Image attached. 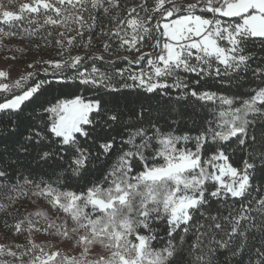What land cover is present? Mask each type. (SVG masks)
<instances>
[{"label":"snow or ice","instance_id":"obj_1","mask_svg":"<svg viewBox=\"0 0 264 264\" xmlns=\"http://www.w3.org/2000/svg\"><path fill=\"white\" fill-rule=\"evenodd\" d=\"M7 4L15 7H6L5 0H0L2 25L20 27L25 21L37 25L22 29L28 35L44 26L65 29L57 34L64 39L56 41L61 58L43 61L48 65L43 71H51L52 79L37 82L36 73L29 72L6 82L9 73L0 70V113L18 116L46 86L76 83L75 92L39 105L40 123L28 126L20 145L24 152L34 148L43 163L59 164L68 179H83L96 168L93 160L116 151L117 139L112 133L123 121L117 105L109 106L96 96L89 98L81 87L109 94L131 88L167 94L176 88L184 90L178 99L190 96L218 102L220 110L215 127L196 136L163 133L151 121L148 127L126 126L127 140L121 136V144L128 148L121 147L114 161L96 169L102 179H89L76 189L62 179L4 183L10 165L0 156V188L14 193L0 202V214L12 217L3 226L12 229L13 235L25 237L23 243H0V264H215L221 250L232 257L248 251L257 230L260 246L252 245L255 257L247 264H264V195L252 196L257 187L264 190V60L251 68L260 84L239 107L234 106L237 97L199 91L178 75L183 70L197 77L222 78L249 71L255 56L247 45L259 41L264 51V0H140L123 7L121 0H7ZM96 13L109 18L111 26L102 25ZM97 29L108 38L101 41L104 53L124 50L135 52V58L107 60L111 74L95 67V61H105V55L88 51L94 47L93 37L85 40L84 33ZM67 32L75 35L67 36ZM0 33L16 35L5 33L3 27ZM78 38L84 54L63 59L68 51L65 43L72 45ZM146 42H150L149 51L142 50ZM86 60L93 61L91 70L80 71ZM120 60L128 66L116 67ZM69 69L76 71L67 76ZM29 79L33 83L25 87ZM193 83L200 85V79ZM144 115L143 106L134 114L141 122ZM7 131L15 133L16 126ZM233 140L236 148L231 149L232 154L237 149L245 154L241 167L233 165L226 151ZM189 142H194L191 148ZM89 143L94 147L85 146ZM21 196L42 198L63 216L37 207L17 217L10 209ZM231 198L239 205L226 206V215L211 207L212 200ZM196 212L205 222H197L196 240L187 249L194 259L186 260L183 237L178 244L174 234L178 230L189 233ZM158 223L165 225L168 239L163 247L154 248ZM38 233L79 252L69 255L51 241L37 243L34 235ZM224 264H228L227 255Z\"/></svg>","mask_w":264,"mask_h":264},{"label":"trees","instance_id":"obj_2","mask_svg":"<svg viewBox=\"0 0 264 264\" xmlns=\"http://www.w3.org/2000/svg\"><path fill=\"white\" fill-rule=\"evenodd\" d=\"M27 2V0H17V3ZM140 0H121V5L127 6L131 4H137ZM6 7H15V5L9 6L7 0H5ZM151 6V4H149ZM98 18H100V23L104 26H111L112 21L107 17H101L100 13H96ZM39 23L43 24V19L39 20ZM0 27L4 28L5 33L15 32L16 35H6L0 33V53L6 55L7 57L14 59L16 61H26L32 56H46L51 57V55L56 54L58 51H61L59 45L56 43L58 39H64L63 37L58 36L59 32H64L61 28L44 26L39 28L37 32L32 35H28L22 29L23 28H37V25H29L25 21L20 27L9 28L6 25L0 24ZM51 32V35L48 33ZM67 36L75 35V32H67ZM92 35V44L94 47L88 51L94 54H103L105 55V61H95L94 66L100 68L101 71L108 72L111 74L110 66L107 65V60H115L117 56H129L130 58H135V52H128L121 50L114 54L109 55L108 53L103 52L101 46V41L108 39L105 36L99 35V29L95 33H84V39L87 40L88 36ZM65 46L68 48L64 54L74 52L76 55H83L85 49L81 46L79 38L72 44ZM248 49L255 56V61L251 64L249 71L240 72L239 75L236 73H231L229 76L219 77H197L194 73H185L183 70L178 72V75L181 79H186L190 87H197L199 91H212L220 95L237 97L236 103L234 106L239 107L240 101L246 99L250 94L251 89L255 88L260 81L252 77L251 68L255 67L256 64L264 60V51L261 50L259 41H254L247 45ZM142 50H150V42H146ZM64 57V56H63ZM56 58H61L56 56ZM195 62V61H193ZM93 66L92 60H86L84 64L79 69L83 71L87 68L89 71ZM116 67H127L128 64L124 60H120L116 63ZM76 70L69 69L66 72L67 76H71L75 73ZM223 71V69H222ZM51 71L47 74L39 70L36 72L34 77L35 81H40L44 79H52ZM200 79V85H195L193 81ZM171 82V81H169ZM33 79H29L26 82L25 87L31 85ZM78 85L73 82H68L67 84H53L51 87L46 86L43 93L29 104L23 113L18 116H11V118L3 113H0V156L3 159L7 160L10 165L8 180L4 183L12 184L19 183L23 184L24 180L30 179L34 181H39L41 178L45 180H56L62 179L65 185H69L72 189H76L78 186H82L87 180H100L102 177L96 169L100 168L102 164L107 165L115 160L118 150L123 147L124 149L128 148L127 144H121V136L124 140H127V133L125 127H131L134 125H139L142 127H148V122L151 121L152 124L156 125L163 133H173L174 135L181 136L188 134L190 136H196L201 131L215 127V122L218 120V111L220 110V105L218 102H203L199 101L192 97L179 98L181 92L184 90L171 88L168 90V93L163 92L158 93H147L143 89H122L118 94H109L101 91L89 90L85 91L83 87L80 88V91L83 95L91 98L93 96L101 98L103 101H106L109 106L117 105L123 112V121L121 124L115 126V132L112 135H116V151L109 157L101 156L100 161L93 160V164L96 166L95 169H92L88 176L81 178L72 177L68 179V173H63L62 168L59 164H53L52 162L43 163L36 158V151L34 148H29L28 152L20 150V145L23 144V137L27 134L28 126L31 124H39V115L42 113L39 105L45 103V101L54 102V98H62L64 95L75 92ZM19 91V90H17ZM11 95V94H9ZM47 106V104H45ZM143 106L145 115L143 121H137L134 114L140 110ZM16 126L15 133H10L7 129ZM119 133L120 135H117ZM151 134V131L149 132ZM139 143V139L137 140ZM194 142H189L187 147L191 148ZM85 146L90 147L94 146L86 144ZM155 146V144H154ZM182 145H178L180 147ZM235 141L231 143L229 148H226V151L229 152L230 160L236 167L242 166V161L245 158V154L238 149L232 154L231 149H235ZM67 158V157H66ZM258 185V181H257ZM212 189V185H209V190ZM25 191H28L26 188ZM7 195H14V193H9L7 189L0 188V202H6L4 198ZM259 195H264V190L257 187V191L252 193L253 197H258ZM42 199V198H41ZM35 203H32V201ZM44 200V199H43ZM36 201H40L39 198L35 196H21L19 197L17 203L14 205L11 212L17 217L22 216L25 211H34V207L38 204ZM45 203H47L44 200ZM239 201L235 198L228 199L227 201H211V207L213 209H219L222 214H227L226 206L238 207ZM19 209V212L16 211ZM202 211H207L204 209ZM61 216L63 214L61 213ZM7 219L9 223L12 222V217L7 216L6 213L0 214V236L6 243H23L25 242L24 236L13 235V230L5 228L3 226V221ZM204 223L205 220L200 212L193 214L192 230L185 234L183 232H178L174 235L177 236V243L180 244L181 241L179 237H183V249L186 254V260L194 259L193 256L187 255V249L191 244L196 240V224ZM155 231L158 234V239L153 241L154 248L163 247L166 243L168 237L166 235L165 225L158 223L156 225ZM219 238V237H217ZM261 233L257 230L255 232V239H252L249 242L248 251L242 255L232 257L230 254H226L224 250H221L219 254L215 257V264H224L225 256L227 255L228 264H234L235 261L243 260L244 264H247L249 258L255 257V251L252 249V245H256L258 248L260 246Z\"/></svg>","mask_w":264,"mask_h":264},{"label":"rangeland","instance_id":"obj_3","mask_svg":"<svg viewBox=\"0 0 264 264\" xmlns=\"http://www.w3.org/2000/svg\"><path fill=\"white\" fill-rule=\"evenodd\" d=\"M61 29L65 31V29H63V28H61ZM143 51H149V50H143ZM70 55L75 56L76 54L74 52L68 53V55L64 54L63 59H68V57ZM136 55L137 54L135 53V56ZM56 56H57L56 54L51 55V57L32 56L30 59L20 62V61H16L14 59H11V58L7 57L6 55L0 53V70L7 71L9 73V79L6 82H12V81L19 79L20 76L25 75L26 73H29V72L36 73L39 70L43 71L44 68L48 67V65L44 64L43 61L56 58ZM56 59H60V58H56ZM29 65H34V66L29 67ZM2 96H3V94H0V97H2ZM39 200H40L39 202L36 201L38 204L33 208L34 210H36L37 207H40V208H43L46 211H48L50 215L61 216V213L52 211L50 209L49 205L47 203H45L43 199L39 198ZM34 239L37 243L51 241L57 247L68 252L69 255H75V254H78V252H79L78 248L72 249L71 251H69V245L68 244L58 243L56 239H54L48 235H45L43 233L35 234ZM0 243H6L3 240L2 236H0Z\"/></svg>","mask_w":264,"mask_h":264}]
</instances>
